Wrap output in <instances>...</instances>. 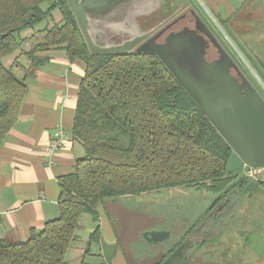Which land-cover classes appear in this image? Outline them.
<instances>
[{"label": "trees", "instance_id": "1", "mask_svg": "<svg viewBox=\"0 0 264 264\" xmlns=\"http://www.w3.org/2000/svg\"><path fill=\"white\" fill-rule=\"evenodd\" d=\"M55 8L62 21L23 50L30 63L18 76L5 59L22 50L20 31L45 21ZM51 48L86 65L72 129L84 153L73 172L58 178L59 215L32 227L27 240L0 239V264H70L66 255L80 237L82 214L99 221L98 206L106 200L182 186L231 193L230 201L249 183L243 172H227L230 143L160 57L138 47L93 53L69 0H0V149L20 118L28 75L48 61L40 53ZM258 185L264 187L263 178L246 191ZM100 240L97 225L88 245Z\"/></svg>", "mask_w": 264, "mask_h": 264}, {"label": "crops", "instance_id": "2", "mask_svg": "<svg viewBox=\"0 0 264 264\" xmlns=\"http://www.w3.org/2000/svg\"><path fill=\"white\" fill-rule=\"evenodd\" d=\"M201 1L213 13L226 18L236 35L239 28L244 33L254 32L261 27L264 38V0ZM145 4L147 2L143 0ZM155 7L143 9L154 10ZM240 15H245V19L237 24L234 19ZM41 24L20 31L22 50L5 59V64L14 65L20 77L30 63L22 52L42 40L44 32ZM243 33L239 37L242 44ZM40 54L47 56L48 61L28 75L29 90L20 118L0 149V239L10 241L27 240L32 227L41 228L46 221L59 215L61 190L58 178L73 172L76 159L84 153L80 143L74 140L72 129L80 81L86 65L80 59L71 60L62 48H51ZM58 129L63 130L67 138L62 148L54 154V163L50 164L51 157L46 153L45 146ZM262 172L264 176V169ZM130 211L127 205L112 199L106 200L104 207H101L99 221H95L90 213H83L78 231L80 237L66 255L69 263H140L151 243L148 242L145 247L132 240L141 238V241H145L141 233L148 226L143 224L140 227L138 217L135 220L137 225L129 227L126 213ZM97 225L100 226L101 240L89 246V237ZM253 260L250 257L248 264H253Z\"/></svg>", "mask_w": 264, "mask_h": 264}, {"label": "flooded vegetation", "instance_id": "3", "mask_svg": "<svg viewBox=\"0 0 264 264\" xmlns=\"http://www.w3.org/2000/svg\"><path fill=\"white\" fill-rule=\"evenodd\" d=\"M160 1L161 5L152 10L155 12L142 19L146 20L142 30L125 31L118 28V32L111 34L113 43L121 44L142 33H148L136 46L151 38H154L156 43L167 45L174 35L194 33L201 37L205 44V58L211 47L217 52V57L211 59L212 62L218 64L223 59V53L229 56L231 64L228 63L226 73L235 83H232L233 87L238 88L239 96H243V104L250 100L253 92L264 101V88L250 71V68L253 70L257 67L259 75L264 79V38L261 27L254 32L243 33L242 42L250 59L248 66H241L230 49L222 44L212 30V37L208 36L207 28L203 25L207 23L200 13L189 6L190 0H183L179 4L172 0ZM77 3L85 6L91 29L103 28L106 0H77ZM173 6L174 10L171 12ZM166 8L171 12L169 15L163 12ZM251 16L254 17L253 14ZM251 16L249 15L248 19ZM207 27L209 28L208 25ZM247 188L243 187L230 201L227 200L231 193L220 194L203 211L197 209L194 202L183 208L181 201H176L177 209H172L176 208L173 207L175 204L169 206L162 216V221L151 222L141 233L143 235L145 231L157 229L156 225L161 224L164 227L160 229L168 231L169 235L163 241L152 243L148 247V253L138 264H163L183 243L185 245L169 264H248L251 249L246 240L250 226L254 230L264 231V187L258 185L251 191H246ZM236 234L240 240L235 237ZM234 250L238 251L239 255H234ZM252 257L253 264H264V253L261 250L256 251Z\"/></svg>", "mask_w": 264, "mask_h": 264}, {"label": "water", "instance_id": "4", "mask_svg": "<svg viewBox=\"0 0 264 264\" xmlns=\"http://www.w3.org/2000/svg\"><path fill=\"white\" fill-rule=\"evenodd\" d=\"M107 3L106 0L105 5H108ZM69 4L93 53L129 51L148 35L142 33L121 44L99 45L92 35L85 6L77 3V0H69ZM203 25L211 38L213 35L211 30L206 24ZM136 47L153 51L160 57L230 143L232 153L227 164L228 173L243 172L245 167L264 169V101L253 92L250 100L243 104V96H239L238 88L233 87V81L226 73L228 63L231 64L227 54L223 53V59L218 64L209 63L210 66L207 67L205 74L210 75L211 79L205 81L184 56L171 53L169 44L156 43L154 38H151ZM204 53L205 45L202 48V57L207 63ZM257 181L255 178H250L246 187ZM168 235L169 232L166 230L153 229L145 231L142 236L152 244L163 241ZM184 245L185 243L163 264H169Z\"/></svg>", "mask_w": 264, "mask_h": 264}, {"label": "rangeland", "instance_id": "5", "mask_svg": "<svg viewBox=\"0 0 264 264\" xmlns=\"http://www.w3.org/2000/svg\"><path fill=\"white\" fill-rule=\"evenodd\" d=\"M108 5L103 9V18L105 23L102 24L103 28L101 29H91L92 35L97 41L99 45L102 46H110L113 45L112 33L118 32V28L120 30L132 31V30H142L143 26L146 24V20H142L144 17L149 16L152 12L155 11L143 9L144 7H152V6H160V0H144L147 4L143 5V0H107ZM176 1L177 4L182 3L183 0H172ZM191 3V4H190ZM189 6L196 10V12L200 13L204 18L205 22L209 23V28L213 33L216 34L218 39L222 42V44L230 49L231 54L241 66H248V60L250 57L247 55L245 46L240 42V38L242 37V30L237 32L238 35L234 31L231 30L230 25L227 23L226 18H222L217 14L213 13L211 10L207 8L204 2L201 0H190ZM44 8L49 6L48 3L43 4ZM174 10L171 9L172 12ZM169 8L163 10L165 14L169 15L171 12ZM170 12V13H169ZM179 13V12H178ZM63 19V14L59 8H55L52 15L42 22L40 25L43 29L46 27H51L52 25L61 22ZM245 19V15L237 16L234 21L236 23L243 22ZM158 21V20H157ZM156 21V22H157ZM231 20V22H234ZM255 25V22L253 23ZM253 25V26H254ZM114 26H117L116 28ZM263 31V30H260ZM40 32V31H39ZM242 32V33H241ZM114 35V34H113ZM201 37L197 36L194 33L186 32L179 35H174L170 38L169 46L172 54L182 55L186 58L188 63L194 67L196 71H198L201 79L207 81L211 79L210 75L205 74L207 71V67H209V63L212 62L211 59L217 57V52L214 47H211L207 51L206 62L202 57V48L204 47V43L200 39ZM37 43V41L35 42ZM34 43V44H35ZM32 47V46H31ZM252 72V76L254 79L260 83L264 88V79L259 75V69L250 68ZM258 73H257V72ZM263 76V75H262ZM245 170V169H244ZM243 173L246 175L245 171ZM250 178V177H248ZM259 178H263V172L261 171L257 176L256 180ZM224 194V193H222ZM220 194H212L206 192H198L193 187H174L167 188L161 191L144 193L140 195H131L124 197L119 200L120 202L127 205L131 211L127 212V225L129 227H135L137 224L135 223L136 218L140 217L138 224L141 227L143 224L147 226L151 222L162 221V216L165 214V210L169 206H173L177 209L178 203L176 201H181L183 208L186 205H190V203H196L197 209L203 211L212 200L218 198ZM186 202V203H185ZM106 204V201L99 204L98 210L100 211L101 207ZM171 204V205H170ZM185 204V205H184ZM157 217H155V216ZM132 225V226H131ZM145 226V225H144ZM157 229L164 227L161 224L156 225ZM238 240H240L239 236L235 235ZM132 241H138L142 243L145 247L148 245V242L145 240L141 241V238H137ZM247 245L251 248L252 257L253 254H256V251L261 250L264 253V231L254 230L253 227L250 226V230L247 235ZM234 255H239L238 251H233ZM100 255V252L97 253Z\"/></svg>", "mask_w": 264, "mask_h": 264}, {"label": "built area", "instance_id": "6", "mask_svg": "<svg viewBox=\"0 0 264 264\" xmlns=\"http://www.w3.org/2000/svg\"><path fill=\"white\" fill-rule=\"evenodd\" d=\"M66 138L67 136L64 131L58 129L55 131L53 139H51V141L45 146L46 153L51 157L49 160L50 164L54 163V154H56V152H58L62 148ZM244 171L247 177L256 178V176L262 171V169L254 167H245Z\"/></svg>", "mask_w": 264, "mask_h": 264}]
</instances>
